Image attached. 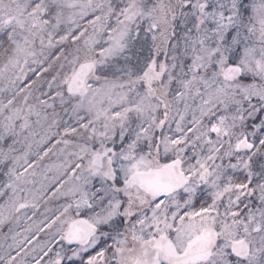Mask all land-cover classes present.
<instances>
[{"label":"snow or ice","instance_id":"1","mask_svg":"<svg viewBox=\"0 0 264 264\" xmlns=\"http://www.w3.org/2000/svg\"><path fill=\"white\" fill-rule=\"evenodd\" d=\"M0 264H264V0H0Z\"/></svg>","mask_w":264,"mask_h":264}]
</instances>
